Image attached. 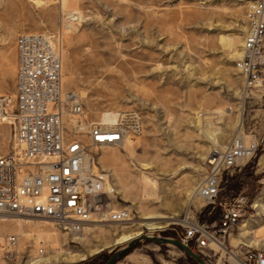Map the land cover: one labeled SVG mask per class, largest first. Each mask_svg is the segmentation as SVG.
<instances>
[{
	"label": "rangeland",
	"instance_id": "obj_1",
	"mask_svg": "<svg viewBox=\"0 0 264 264\" xmlns=\"http://www.w3.org/2000/svg\"><path fill=\"white\" fill-rule=\"evenodd\" d=\"M251 2L0 0V94L16 92L17 38L60 34L63 88L83 98L89 120L103 124L106 113H127L142 129L127 145L94 152L110 176L112 208L132 210L131 224L92 223L67 237L42 219L0 220V264H105L133 241L118 244L119 236L136 231L185 242L181 219L211 225L242 193L247 212L232 238L241 242L230 243L264 250V81L248 88L237 70ZM13 129L0 120V157L16 150ZM240 135L258 142L256 157L225 170L221 196L207 206L194 193L209 174V155ZM147 216L178 223L150 231ZM244 223L252 234L241 236ZM9 235L18 236V261L1 250ZM68 253L86 259L67 261ZM116 264L197 263L172 245L142 241Z\"/></svg>",
	"mask_w": 264,
	"mask_h": 264
},
{
	"label": "built area",
	"instance_id": "obj_2",
	"mask_svg": "<svg viewBox=\"0 0 264 264\" xmlns=\"http://www.w3.org/2000/svg\"><path fill=\"white\" fill-rule=\"evenodd\" d=\"M243 57L237 70L248 88L264 81V0H253L247 10ZM60 34H21L16 92L0 96V115H12L16 150L0 157V216L42 219L56 225L67 237L83 234L91 222H130L132 210H112L109 175L99 168L94 152L121 147L126 137L142 129L123 114L112 125L89 120L82 97L63 88V52ZM88 131L78 133L81 128ZM257 141L234 139L209 165L200 187L207 206L221 196L225 170L256 157ZM87 157L90 159L88 162ZM97 168V169H96ZM242 193L222 205L218 222L195 221L184 225L185 242L205 264H264V250L231 245L248 207ZM19 239L9 235L1 246L4 258L18 261ZM44 256L45 250L40 248Z\"/></svg>",
	"mask_w": 264,
	"mask_h": 264
},
{
	"label": "bare ground",
	"instance_id": "obj_3",
	"mask_svg": "<svg viewBox=\"0 0 264 264\" xmlns=\"http://www.w3.org/2000/svg\"><path fill=\"white\" fill-rule=\"evenodd\" d=\"M250 5V4H249ZM244 40H245V37H244V39H243V43H242V45L244 44ZM243 47H244V45H243ZM243 47H242V50H243ZM17 54H18V52H17ZM242 57H243V52H242ZM18 61V60H17ZM17 72H18V68H17ZM63 76V75H62ZM246 86H247V84H246ZM255 86H258L257 84L255 85ZM254 86V87H255ZM2 95H7V94H0V96H2ZM83 99V98H82ZM85 110V109H84ZM86 113V112H85ZM87 114V113H86ZM120 117H121V115L119 116V115H116L115 113H112V114H110V113H106V114H104L103 115V118H102V122H103V124L102 125H108V126H112V125H114V124H116L119 120H120ZM3 120V121H6V122H10V123H12V115H4V114H1L0 115V120ZM99 124V123H98ZM88 131V129L87 128H85V127H83V128H81V130H78V133H83V134H85L86 132ZM134 137L133 136H130V137H126L125 139H124V143H123V145H127L129 142H131V141H133L134 139H133ZM136 138V137H135ZM131 139H133V140H131ZM235 139H237V140H243V141H245L246 143H247V141L244 139V138H242V136L240 135V136H238L237 138H235ZM234 140V139H233ZM14 144H15V142H14ZM122 145V146H123ZM15 147L17 148V146H16V144H15ZM118 148V147H117ZM226 149V148H225ZM225 151V150H224ZM223 151V152H224ZM223 152H220V151H218V150H214V151H212V153L209 155V160H208V162H207V165H208V168H209V165L211 164V161L212 162H218V163H220L221 162V154L223 153ZM88 162H90V159L87 157V159H86ZM100 164V163H99ZM260 166H264V156L260 159ZM100 168V167H99ZM97 169V168H96ZM101 169V168H100ZM103 170V169H102ZM208 173H209V170H208ZM110 176H109V178H108V183H107V189H108V191H110V192H112V193H114V189H113V187H112V185L110 184ZM150 183V182H149ZM157 186V185H156ZM202 185H200L197 189H195V193H194V195H196L197 194V196H199L200 198H201V196H200V187H201ZM194 195H193V197H194ZM258 206L259 205H257L256 206V208H258ZM111 208H112V201H111ZM112 210H114L113 208H112ZM115 210H117V209H115ZM118 210H120V209H118ZM7 219H10V220H17V221H22V220H25V221H27V223H28V219L29 220H33V219H31V218H21V217H19V218H16V217H14V216H8V215H3V216H0V220H2V221H6ZM34 220H36V219H34ZM166 220H170V221H174L175 223H178V220H175V219H169L168 217H166V216H158V217H155V216H147L146 218H144L143 219V221L146 223V224H143V226L145 225L150 231L151 230H163L165 227H166V225H164V223L166 222ZM182 221V223L181 224H184V225H188L190 222L188 221V218L186 217V218H184V219H181ZM41 221H43V222H47V223H49L48 221H45V220H41ZM131 222V221H130ZM130 222H125V223H119V222H115L116 224H131ZM92 223H104V221H99V222H96V221H94V222H91L90 224H92ZM106 223V222H105ZM112 223V222H111ZM114 223V224H115ZM248 229H249V223H244L243 224V226H242V231L243 230H245L246 232H243V234L241 235V236H243L244 234H252V232H250V231H248ZM141 235H142V232L141 231H136V232H130V233H125V234H122L121 236H119V238L117 239V243L118 244H123V243H127V242H130L131 240H135L134 238H136V237H138L139 238V236L141 237ZM233 238V236H231V240H232V244L233 245H237V244H239L240 242H241V240L240 239H232ZM137 239V238H136ZM256 243H257V241H255ZM44 249V248H43ZM45 250V249H44ZM39 252H40V250L38 251V256L39 257H43V256H41L40 254H39ZM98 253H100V250H98V251H95L94 252V254H98ZM66 257H68V258H66V260L68 261V260H70V261H78V260H84V259H86V256L85 255H73V254H71V253H68L67 254V256ZM37 260V259H36ZM45 260V259H44ZM47 262H48V260H47ZM44 263V261H42V260H37L36 262H33V263H30V264H43Z\"/></svg>",
	"mask_w": 264,
	"mask_h": 264
},
{
	"label": "water",
	"instance_id": "obj_4",
	"mask_svg": "<svg viewBox=\"0 0 264 264\" xmlns=\"http://www.w3.org/2000/svg\"><path fill=\"white\" fill-rule=\"evenodd\" d=\"M142 241H150L156 245L159 246H164V245H172L176 248H178L179 250H181L184 254H186V256L188 258H190L192 261H194L197 264H205L203 258L198 255L195 254L191 247L183 242L182 240H176L173 238H160V237H155L153 235H147V236H141L135 240H133L127 248L122 249V250H117L112 257L105 263V264H116V262L122 257L124 256L126 253H128L129 251H131L133 248H135L137 245H139Z\"/></svg>",
	"mask_w": 264,
	"mask_h": 264
}]
</instances>
